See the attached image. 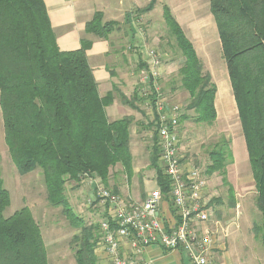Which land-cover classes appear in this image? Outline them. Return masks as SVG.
<instances>
[{"label": "trees", "instance_id": "1", "mask_svg": "<svg viewBox=\"0 0 264 264\" xmlns=\"http://www.w3.org/2000/svg\"><path fill=\"white\" fill-rule=\"evenodd\" d=\"M155 4V0H150L143 9L134 10V17L151 12ZM162 8L165 26L183 59L178 76L188 100L179 125L186 120L211 125L217 119L216 86L169 8ZM208 8L226 66L256 192L255 205L261 216L260 224L254 225L252 231L264 246V0H208ZM115 25L102 23V16L95 14L85 32L106 39ZM130 36L134 40V35ZM90 46V41L82 40L79 49L60 51L43 0H0L4 145L18 174L41 172L46 201L51 207L61 208L77 231L71 239L75 264H98L95 250L99 234L73 212L64 195L67 183L78 184L81 176L87 175L107 187L111 170L117 165L127 181L133 176L129 150L132 119L108 121L105 108L114 96L112 91L104 98L98 95L86 57ZM137 64L136 72L143 67L141 62ZM118 97L135 111L143 102L138 88L129 99L121 94ZM158 153L153 139L149 165L166 198L170 188L158 165ZM207 156L205 175L217 173L228 188L231 206H236L226 179V166L232 161L230 150L225 144L216 145ZM218 203L219 200H212L209 205ZM9 205V192L0 178V264H48L41 230L30 209L23 207L5 217Z\"/></svg>", "mask_w": 264, "mask_h": 264}, {"label": "rangeland", "instance_id": "2", "mask_svg": "<svg viewBox=\"0 0 264 264\" xmlns=\"http://www.w3.org/2000/svg\"><path fill=\"white\" fill-rule=\"evenodd\" d=\"M155 1L152 12L138 15L137 21L143 28L145 44L164 54L162 59L165 70L158 82L160 99L180 106L185 113L188 95L182 90L178 76L183 59L162 17L164 5L172 6L175 3L178 9L175 6L172 7L175 13L173 17H176L175 11L180 10L181 3L180 0ZM189 1L191 6L197 4V9L192 10L193 12L187 10V13L182 14L184 24L189 29L186 34L191 40L193 38L192 41L204 63V70L212 73L217 96L219 98L230 96L231 89L226 66L221 57L219 39L214 20L209 12L208 0ZM132 27L130 22L131 30ZM133 42L134 40L131 44ZM136 73L133 72V76L136 77L135 85L139 89V75L138 72ZM144 104L145 100L140 104L141 127H137L132 134L130 145L133 152L132 167L139 170L137 174L139 180L141 178L149 180V173L154 174V171L149 169L143 171L144 175L140 174L141 169L150 164L149 155L153 136L152 125L149 123ZM1 120L0 117V145L2 144L0 146V178L10 196V205L5 210L4 216H11L23 207H28L41 230L48 264H75L71 239L77 231L65 219L61 208L51 207L46 201V191L39 170L24 176L17 173L2 143ZM222 144H225L232 154V161H228L226 166V179L232 187L236 206H231L228 188L222 184L221 177L217 173L210 177L206 176L210 200H219L218 204L212 205L211 219L220 222L216 232L229 253L226 257L227 264H264V246L254 238L252 231L254 225L260 224L261 216L255 205L256 192L237 115L224 119L218 118L211 125L197 124L192 120L180 123V154L189 163L198 164L199 169L205 170L209 163L208 152L216 145L222 146ZM152 186L153 183H150L145 188L151 189ZM104 188L112 193L116 190L114 194L130 204H138L142 200L143 188L142 190L140 187L134 188L133 182L127 181L122 174L120 165L111 170L108 186ZM64 195L73 212L87 226H92L99 232L100 221L105 215L101 208L96 207V197L92 186L82 180H79L78 184L70 182L66 185ZM97 248L101 249L100 246Z\"/></svg>", "mask_w": 264, "mask_h": 264}, {"label": "built area", "instance_id": "3", "mask_svg": "<svg viewBox=\"0 0 264 264\" xmlns=\"http://www.w3.org/2000/svg\"><path fill=\"white\" fill-rule=\"evenodd\" d=\"M133 19V18H132ZM134 18V42L129 50L141 57L138 71L139 95L145 100L152 140L159 151L158 164L168 179L170 191L163 197L159 189L148 193L142 202L130 204L105 189L94 177L82 175L96 197L104 218L99 224V241L109 264H152L143 260L146 248L159 247L187 255L190 264H226L217 261L224 249L212 221V206L205 170L191 164L180 154L181 107L160 99L159 78L163 73V55L145 44L141 23ZM143 103V102H142ZM167 202L174 222L162 219L161 205Z\"/></svg>", "mask_w": 264, "mask_h": 264}, {"label": "crops", "instance_id": "4", "mask_svg": "<svg viewBox=\"0 0 264 264\" xmlns=\"http://www.w3.org/2000/svg\"><path fill=\"white\" fill-rule=\"evenodd\" d=\"M149 2L150 0H43L50 26L55 35L56 44L60 51L68 52L77 50L80 48L82 40L91 42L90 48L86 51V57L97 84L98 95L100 98H104L112 91L114 96L112 103L105 108L108 121L113 122L123 117H129L132 119V123L129 127V150L131 157L133 156V152L130 148L131 137L136 128L141 127V110L140 107H138V110L135 111L128 106L123 105L120 102L118 94H121L125 98L129 99L133 96L137 89L135 85L136 77L133 76V72L137 74L136 67L138 65L137 63L140 62L141 57L136 51L129 50V46L132 41L130 40V35H134L135 33L133 27L132 31L130 29V22L132 23L131 20L137 18L134 17V10L143 9ZM179 2L181 3L180 10L175 11L177 12V15L174 18L180 25L184 34H186L189 29L184 24L182 14L187 13V10L188 12L196 10L197 4L195 6H191V1L189 0H180ZM172 6H175L176 8L175 3ZM172 6L168 5L167 7L173 15L175 13L173 12ZM95 14H100L102 16V23L114 22L116 24V28L106 39H98L93 35L86 34L85 32L86 24L93 19ZM185 36L193 44L198 58L201 59L198 50L192 41L193 38L191 40L188 34ZM164 70L165 68L163 66V72ZM207 71L214 83L211 75L212 73L209 70ZM217 95L216 91L214 101L216 118L224 119L230 118L235 114L237 115L232 91L230 96L227 95L225 98H219ZM2 143L4 145V141ZM148 169L153 170L150 165H147L141 169L140 174L144 175L145 173L143 171ZM138 172L139 170L133 167L132 180L129 182H133L134 188L140 187L141 190L143 188L142 200H144L148 193L158 189L156 183V173L155 171L154 174L149 173V180L143 178L139 180V176H137ZM84 182L87 184V181ZM150 183H153V186L151 189H146L145 187L149 186ZM96 207L98 206L96 205ZM160 210L161 212H165V216L162 218L165 220L164 222H174L172 215H170V212L168 211V204L166 201L162 203ZM223 248V252L217 251V261L219 263L225 262L227 264L226 257L229 253H227L225 246ZM95 255L97 257L98 264H109L102 249L97 248L95 250ZM142 258L143 260L152 262V264H190L185 253L179 251H166L156 246L146 248Z\"/></svg>", "mask_w": 264, "mask_h": 264}]
</instances>
